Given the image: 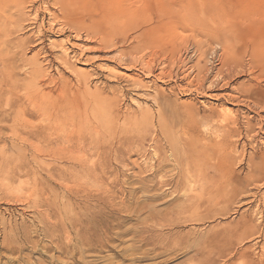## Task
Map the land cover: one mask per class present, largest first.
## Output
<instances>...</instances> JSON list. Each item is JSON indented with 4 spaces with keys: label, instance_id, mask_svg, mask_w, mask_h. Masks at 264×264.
I'll return each mask as SVG.
<instances>
[{
    "label": "rangeland",
    "instance_id": "rangeland-1",
    "mask_svg": "<svg viewBox=\"0 0 264 264\" xmlns=\"http://www.w3.org/2000/svg\"><path fill=\"white\" fill-rule=\"evenodd\" d=\"M172 13L178 18L172 17ZM0 27V33L9 36L14 44L9 52L10 47L2 52L10 57L12 51L17 54L14 98L10 78L0 65V80L4 82L0 85V101L3 100V105L0 102V153L4 151L6 156L13 157L20 164L29 163L30 170L35 173L29 182L35 179L42 182L44 177L43 182L48 188V212L37 199V204L32 202L28 208L21 202L27 195L20 191L15 193L19 196L15 200L7 201L0 197V209L7 211L4 214L0 210L1 217L8 224L2 227L0 222V231L8 229L7 234L14 236L20 247L26 249L23 257L19 258L20 264H41L42 261V264H264V240L252 237L248 239L251 242L239 244L243 237L240 228L246 225H242L244 218L247 224L264 231V222L261 223L264 218L259 220L253 214L259 201L264 217V185L257 186L259 191L250 188L251 191L249 189L250 192L239 202L235 198L227 204V200L222 201L221 196L217 198L214 195L220 187L224 188V170L236 164L230 168L233 171L231 176L245 180L252 175L247 168L261 161V155H254V151L261 147L264 153V131L263 135L258 133L256 125L258 115H264V60L260 57L264 56V0H0ZM226 62L228 66H225ZM228 62L238 65L232 75L228 73L231 67ZM232 96L243 101L240 105L234 103ZM13 101L16 122L22 126L17 132L19 139L14 150L8 130V117L12 111L10 103ZM6 112L7 115L3 116L2 113ZM48 118H51L50 122ZM64 118L66 123L62 122ZM235 120H238L236 132L229 135L227 130L234 129L232 123ZM248 120L253 128L247 134L244 124ZM30 132L39 137L30 138ZM254 132L259 135L256 140L251 139ZM76 136L79 139L76 140ZM71 137L74 142L68 143ZM46 140H50L49 149ZM58 140L65 142L59 143ZM99 140L103 145L96 144ZM31 145L43 147L44 154L56 151L58 159L44 155L40 157V166L32 160ZM154 145H159L161 150L157 151ZM224 147L226 153L222 152ZM66 149L69 154L65 153ZM175 149H180L179 155ZM63 150L66 159L63 158ZM59 154L65 160L61 158L60 161ZM223 154H232L229 159L233 163L226 155L224 159ZM188 155L189 160H184ZM197 157L201 158L197 160ZM251 157L253 161L250 164ZM181 161H186L183 168ZM159 162L163 168L156 171L154 167ZM45 166L50 170L48 174ZM217 176L220 177L216 179ZM204 191L207 195L203 196ZM211 197L217 200L211 199L210 204ZM199 198L204 199V205ZM228 205L229 209H226ZM185 206L190 209L182 212ZM31 210L36 216L34 220ZM39 210L43 214L48 213L46 217ZM48 216L51 217L46 219ZM240 220L243 221L239 226ZM43 221L48 227V238L53 237L51 241L40 233ZM236 227H239L237 232ZM17 228H25L30 234H26V246L23 241L25 235L17 232ZM18 233L23 237L20 240ZM231 234L233 239L229 236ZM215 237L219 238L218 242ZM227 241H231L230 244ZM224 242L230 249L223 246ZM8 258L17 259L18 256L9 255ZM4 261L0 260V264Z\"/></svg>",
    "mask_w": 264,
    "mask_h": 264
},
{
    "label": "bare ground",
    "instance_id": "bare-ground-1",
    "mask_svg": "<svg viewBox=\"0 0 264 264\" xmlns=\"http://www.w3.org/2000/svg\"><path fill=\"white\" fill-rule=\"evenodd\" d=\"M215 1V0H214ZM217 1V0H216ZM161 2V1H160ZM213 2V1H212ZM159 3V2H158ZM149 4V3H148ZM218 4V3H217ZM207 7V6H206ZM205 7V8H206ZM182 10V9H181ZM40 11V10H39ZM164 11V13L166 12L167 13V11H165V10H163ZM192 11V10H191ZM205 11H206V9H205ZM223 11H224V9H223ZM223 11H221V12H223ZM160 12H162V11H160ZM221 12H220V14H221ZM226 12V11H225ZM111 13V12H110ZM169 13H171V12H169ZM176 14V13H175ZM184 14V13H183ZM202 14V13H201ZM206 14V13H205ZM205 14H203V15H205ZM209 14V13H208ZM219 14V15H220ZM226 14V13H225ZM169 15V14H168ZM180 15V14H179ZM178 15V16H179ZM209 15H212V13L211 14H209ZM167 16V15H166ZM165 16V17H166ZM170 16H171V14H170ZM190 16V15H189ZM206 16V15H205ZM84 17V16H83ZM159 17V16H158ZM160 17H162V16H160ZM172 17H174V18H176L174 15H173V13H172ZM185 17H186V15H185ZM211 17V16H210ZM219 17V16H218ZM221 17V16H220ZM79 18V17H78ZM178 18V17H177ZM176 18V19H177ZM183 18V17H182ZM187 18V17H186ZM189 18V17H188ZM86 19V18H85ZM184 19V18H183ZM221 19V18H220ZM172 20H174V19H172ZM212 20V19H211ZM175 21V20H174ZM174 21H172V22H174ZM178 21V20H177ZM186 22H187V20H185ZM185 21H183V22H185ZM215 21H216V19H215ZM182 22V21H181ZM214 22V21H213ZM4 23V22H3ZM2 23V24H3ZM188 23V22H187ZM215 23V22H214ZM221 23V22H220ZM192 24V23H191ZM204 24H206V23H204ZM30 26V25H29ZM204 27V26H203ZM207 27V26H206ZM1 28V27H0ZM207 29V28H206ZM199 30H201L202 31V29H199ZM78 31V30H77ZM200 31V32H201ZM207 30H205V32H206ZM219 31V30H218ZM1 32V31H0ZM5 32V31H4ZM204 32V33H205ZM210 32V31H209ZM224 32V31H223ZM220 33V32H219ZM214 34V33H213ZM206 35V34H205ZM216 35V34H215ZM0 65L2 66V69L5 71V73L7 74V76H9V78H10V82H11V87H12V98H14L13 96L15 95L14 93V91L17 89V85H16V83H15V79H16V69H17V62H16V57H17V54L15 55V52L14 51H12V53H13V55L10 57L9 56V54L8 53H4V52H2V51H4V50H8L7 49V47H10L9 48V50H8V52L10 51V49H13V46H14V44H13V42L11 43V41H10V39H9V36H7V35H4V34H2V33H0ZM81 36V35H80ZM99 36V35H98ZM214 35H212V37H213ZM218 36V35H217ZM87 37H88V35H87ZM94 37V36H93ZM103 37V36H102ZM209 38H211V36L209 35L208 36ZM233 37V36H232ZM79 38V37H78ZM100 38H101V36H100ZM215 38V37H214ZM217 38V37H216ZM104 40L106 39V35H105V37L103 38ZM102 40V39H101ZM216 40V39H215ZM111 42L110 43H112V40H110ZM105 42H107V41H105ZM100 44H103L101 41L99 42ZM109 43V42H108ZM55 44V43H54ZM106 44V43H105ZM185 44V43H184ZM11 45H13V46H11ZM63 45V44H62ZM102 46V45H101ZM239 46V45H238ZM262 46V45H261ZM81 47V46H80ZM106 47V45L104 46V48ZM137 47V46H136ZM52 48V47H51ZM107 48H108V44H107ZM215 48V47H214ZM248 48V47H247ZM68 49V48H67ZM98 49V48H97ZM183 49V48H182ZM42 50V49H41ZM66 50V49H65ZM54 51V50H53ZM95 51V50H94ZM101 51V50H100ZM7 52V51H6ZM52 52V51H51ZM251 52V51H250ZM256 52V51H255ZM254 52V53H255ZM245 53V52H244ZM186 54V53H185ZM246 54V53H245ZM11 55V54H10ZM46 56V55H45ZM223 56H224V54H223ZM226 56V55H225ZM251 56V55H250ZM253 56V55H252ZM82 57V56H81ZM161 57V56H160ZM263 60H264V56H260ZM59 58V57H58ZM149 58V57H148ZM152 58V57H151ZM223 58V57H222ZM240 58V57H239ZM255 58V57H254ZM253 58V60H255ZM257 58V57H256ZM64 59V58H63ZM106 59V58H105ZM139 59V58H138ZM161 59V58H160ZM232 59V58H231ZM223 60H225V58H223ZM227 60H229V58L227 59ZM67 61V60H66ZM138 61V60H137ZM162 61V60H161ZM158 62V61H157ZM172 62V61H171ZM220 62V61H219ZM222 62V61H221ZM36 63V62H35ZM68 63V62H67ZM185 63V62H184ZM228 63H230V62H228ZM121 64V63H120ZM148 64V63H147ZM227 64V62L225 63V66H228V65H226ZM160 65V64H159ZM36 66V65H35ZM39 66H41V65H39ZM141 66V65H140ZM215 66V65H214ZM224 66V65H223ZM230 66L231 67H229V69H228V73L230 74L231 73V75H232V73H234V71H235V69H236V67H238V65L235 63H232V65H231V63H230ZM38 67V66H37ZM42 67V66H41ZM124 67H125V65H124ZM130 68H131V66H130ZM141 68V67H140ZM223 68V67H222ZM261 68V67H260ZM37 69V68H36ZM43 69V68H42ZM171 69V68H170ZM51 70V69H50ZM148 70V69H147ZM183 70H186V69H183ZM1 71V70H0ZM47 71V70H46ZM109 71V70H108ZM253 71V70H252ZM148 72H149V70H148ZM167 72V71H166ZM171 72V71H170ZM182 72V71H181ZM1 73V72H0ZM113 73V72H112ZM38 74V73H37ZM171 74V73H170ZM238 74V73H237ZM173 75H174V73H173ZM201 75V74H200ZM111 76V75H110ZM116 76V75H115ZM147 76V75H146ZM162 76H164V74L162 75ZM258 76V75H257ZM204 77V76H203ZM43 78V77H42ZM169 78V77H168ZM168 78H167V80H168ZM56 79V78H55ZM78 79V78H77ZM156 79V78H155ZM161 79V78H160ZM163 79H164V77H163ZM170 80H171V77H170ZM260 80V79H259ZM84 81V80H83ZM165 82V81H164ZM2 83H4V82H2L1 80H0V85L2 84ZM55 84V83H54ZM60 84V83H59ZM39 85V84H38ZM49 85V84H48ZM78 85H79V83H78ZM209 85H211V84H209ZM80 86H82V85H80ZM86 86V85H85ZM193 86V85H192ZM202 86V85H201ZM177 87V86H176ZM252 87V86H251ZM251 87H249V89L251 88ZM48 88V87H47ZM257 88V87H256ZM66 89V88H65ZM209 88H207V90H208ZM249 89H246V90H249ZM259 89H261V88H259ZM46 90V89H45ZM241 90V89H240ZM243 90H245V89H243ZM255 90V89H254ZM11 91V90H10ZM62 91H63V89H62ZM193 91V90H192ZM203 91H205V90H203ZM252 91V90H251ZM260 91V90H259ZM2 92V91H1ZM91 92V91H90ZM100 92V91H99ZM242 92V91H241ZM87 93V92H86ZM239 93V92H238ZM245 93V92H244ZM253 93V92H252ZM258 93V92H257ZM2 94V93H1ZM88 94V93H87ZM92 94V93H91ZM202 94V93H201ZM247 94V93H246ZM3 95V94H2ZM73 95V94H72ZM92 96H93V94H92ZM234 96H237V95H234ZM234 96H232L231 97V100L234 102V103H237V104H239L240 105V103L243 101H239V99L238 98H235ZM257 96V95H256ZM2 97V96H1ZM59 97V96H58ZM61 97H62V95H61ZM95 97V96H94ZM96 97H97V95H96ZM224 97V96H223ZM242 97V96H241ZM259 97V96H258ZM257 97V98H258ZM262 97V96H261ZM248 98V97H247ZM5 99V98H4ZM73 99V98H72ZM245 99V98H244ZM251 99V98H250ZM256 99V98H255ZM263 99H264V96H263ZM12 100V99H11ZM16 100V99H15ZM54 100H56V98L54 99ZM59 100V99H58ZM88 100H89V98H88ZM94 100V99H93ZM254 100V99H253ZM257 100V99H256ZM3 101V100H2ZM2 101H0L1 102V105H3L2 104ZM74 101V100H73ZM102 101V100H101ZM108 101H110V100H108ZM259 101V100H258ZM248 102V101H247ZM254 102V101H253ZM262 102H263V100H262ZM4 103V102H3ZM65 103V102H64ZM108 103H110V102H108ZM254 103H258V102H254ZM264 103V102H263ZM49 104V103H48ZM246 104V103H245ZM248 104H249V102H248ZM251 104H252V102H251ZM261 104V103H260ZM0 105V106H1ZM16 105V104H15ZM41 105V104H40ZM96 105V104H95ZM105 105V104H104ZM14 101L13 102H11L10 103V109H12V111H11V113L9 114V121H8V118L6 119L8 122H10V124L8 125V130L11 132V139H12V141H13V144H12V148H13V150L15 149V143H16V141L19 139V135H18V131L20 130V127L22 128V126H20L19 127V125H18V122H16V115H15V112H14V110L15 109H13L14 107ZM47 106V105H46ZM52 106V105H51ZM50 106V107H51ZM56 106V105H55ZM55 106H54V108H55ZM252 106V105H251ZM261 106V105H260ZM264 106V105H263ZM40 107V106H39ZM49 107V106H48ZM75 107V106H74ZM88 107V106H87ZM101 107V106H100ZM254 108H256L255 106H253ZM262 107V106H261ZM2 108V107H1ZM0 108V109H1ZM47 108V107H46ZM45 108V109H46ZM53 108V109H54ZM95 108H96V106H95ZM102 108V107H101ZM247 108H249V106L247 107ZM252 108V107H251ZM4 109V108H3ZM9 109V110H10ZM49 109V111H50V108H48ZM52 109V108H51ZM82 109V108H81ZM103 109V108H102ZM107 109V108H106ZM110 109V108H109ZM250 109V108H249ZM253 109V108H252ZM258 109V107L256 108V110ZM262 109V108H261ZM101 110V109H100ZM245 110V109H244ZM260 110V109H259ZM41 111V110H40ZM45 111H47V109L45 110ZM57 111V110H56ZM104 111H106V110H104ZM109 111V110H108ZM253 111V110H252ZM251 111V112H252ZM263 111V110H262ZM3 112V111H2ZM43 112H44V110H43ZM58 112V111H57ZM56 112V113H57ZM60 112V111H59ZM79 112V111H78ZM247 112H248V109H247ZM250 111H249V113H251ZM260 112V111H259ZM259 112H258V114H259ZM49 113V112H48ZM48 113H47V115H48ZM64 113V112H63ZM102 113V112H101ZM221 114V113H220ZM2 115L3 116H5V115H7V112H6V114H3L2 113ZM43 115V114H42ZM74 115H75V113H74ZM230 115V114H229ZM49 116H50V113H49ZM48 116V117H49ZM69 116V115H68ZM79 116V115H78ZM103 116H104V114H103ZM256 116V115H255ZM50 117H52V116H50ZM54 117H55V115H54ZM71 117H72V115H71ZM70 117V118H71ZM222 117V116H221ZM37 118V117H36ZM35 118V119H36ZM60 118H61V116H60ZM59 118V119H60ZM230 118V120H231V117H229ZM4 119V118H3ZM49 119V122H50V119L51 118H48ZM55 119H57V118H55ZM65 119V118H64ZM64 119H62V122L64 121V123H66L65 121H66V119L64 120ZM68 119V118H67ZM5 120V119H4ZM58 120V119H57ZM61 120V119H60ZM70 120V119H69ZM68 120V121H69ZM82 120V119H81ZM244 120H245V118H244ZM257 120V119H256ZM67 121V124L70 122H68ZM163 121V120H162ZM224 121H227V118H225L224 119ZM252 121V120H251ZM1 122L2 121H0V125H1ZM56 122V121H55ZM61 122V121H60ZM78 122V121H77ZM81 122V121H80ZM83 122V121H82ZM230 122V121H229ZM105 123V122H104ZM138 123V122H137ZM161 123V122H160ZM216 123V122H215ZM222 123V122H221ZM227 123H228V121H227ZM256 123V122H255ZM48 124V123H47ZM51 124H53V123H51ZM66 124V125H67ZM99 124V123H98ZM233 125H234V129H229V131L227 130V132H228V134L229 135H231V134H233V133H235L236 132V128L235 127H237V125H238V120H235L233 123H232ZM26 125V124H25ZM49 126H50V124H48ZM48 125H47V127H48ZM54 125H55V123H54ZM54 125H53V127H54ZM69 125H71V124H69ZM68 125V126H69ZM226 125V124H225ZM257 130H258V133L260 132H262V135H263V131H264V115L263 114H259L258 115V120H257ZM56 126H58V122H57V124H56ZM65 126V125H64ZM64 126H63V128H64ZM82 126V125H81ZM113 126H114V124H113ZM4 127V126H3ZM111 127V126H110ZM244 127H245V131L247 132V134L250 132V131H252V128H253V126H252V123L251 122H249V120L244 124ZM24 128V127H23ZM49 128V127H48ZM52 128V127H51ZM214 128V127H213ZM255 128V127H254ZM29 128H27L26 130H28ZM50 129V128H49ZM54 129L56 130V128L54 127ZM53 128H52V130H54ZM59 129H60V127H59ZM146 129V128H145ZM2 130V129H1ZM25 130V131H26ZM44 130V129H43ZM43 130H41V131H43ZM52 130H50V132L51 133H53L54 132V134H56V132L55 131H52ZM64 130V129H63ZM81 130V129H80ZM164 130V129H163ZM36 131V130H35ZM151 131V130H150ZM212 131V130H211ZM254 131V130H253ZM45 132V131H44ZM58 132V134H60V131H57ZM119 132V131H118ZM224 132V131H223ZM31 133V132H30ZM36 133V132H35ZM51 133H49V134H51ZM61 133L62 134H65V133H63V131H61ZM120 133V132H119ZM149 133V132H148ZM257 133V132H256ZM255 132H254V135H252V137H251V139L252 140H256L257 138H258V133L256 134ZM77 134V133H76ZM124 133L122 132V135H123ZM251 134V133H250ZM44 135V134H43ZM66 135V134H65ZM71 135V134H70ZM108 135V134H107ZM152 135H153V133H152ZM30 138H32V139H36L37 137H39V135H37V134H33V133H31L30 135H28ZM46 136V135H45ZM44 136V137H45ZM53 137H54V135H52ZM67 137H69L68 135H66ZM72 136V135H71ZM128 136V135H127ZM165 136V135H164ZM168 136V135H167ZM62 137H65L64 135H62ZM62 137H59V139L61 138V139H63ZM73 137H75V136H73ZM73 137H71L70 139H72V140H68V143H70L69 141H73ZM77 137V136H76ZM98 137H100V136H98ZM97 137V138H98ZM122 137V136H121ZM154 137V136H153ZM43 138V137H42ZM42 138H41V140H42ZM46 138H47V136H46ZM46 138H44V139H46ZM186 138V137H185ZM262 138H264V137H262ZM49 139V138H48ZM53 139V138H52ZM77 139H79V136L76 138V140ZM80 139H85L84 137L83 138H81L80 137ZM100 139V138H99ZM114 139V138H113ZM191 139V138H190ZM248 139V138H247ZM66 140V141H67ZM144 140V143H146L145 142V139H143ZM185 140V139H184ZM260 140H262L261 138H260ZM24 142L26 141V140H23ZM39 141H40V139H39ZM50 141V140H49ZM47 142V140H46V144H47V146L50 144L51 145V143L50 142ZM100 141V140H99ZM129 141V140H128ZM127 141V142H128ZM238 141V140H237ZM248 141V140H247ZM264 141V140H263ZM27 142H28V140H27ZM34 142V141H33ZM53 143H54V141H52ZM57 142H65V140H58ZM74 142V141H73ZM77 143L79 142V141H76ZM75 142V143H76ZM107 142V141H106ZM111 142V141H110ZM148 142V141H147ZM255 142V141H254ZM253 142V143H254ZM262 142V141H261ZM53 143H52V145H53ZM59 143H57V144H59ZM74 143V144H75ZM96 143V142H95ZM100 143V144H99ZM109 143V142H108ZM130 143V142H129ZM129 143H128V145H129ZM143 143V144H144ZM156 143H158V142H156ZM29 144H32L31 142H29ZM34 144H35V142H34ZM45 144V145H46ZM67 144V143H66ZM85 144V143H84ZM96 144H98V145H100L101 146V144L103 145V143L100 141V142H98L97 141V143ZM96 144H95V147H96ZM159 144V143H158ZM231 144V143H230ZM43 145V144H42ZM59 145H61V144H59ZM63 145V144H62ZM69 145V144H68ZM82 145V144H81ZM109 145V144H108ZM197 145V144H196ZM260 145V144H259ZM46 146V147H47ZM70 146V145H69ZM72 146V145H71ZM79 146V145H78ZM154 146H156V145H154ZM180 146H181V144H180ZM210 146V145H209ZM250 146V145H249ZM256 146V145H255ZM262 146H264V142H262ZM31 147V150L33 151V154H34V157H33V161L35 162V163H37V164H41V162L42 161H40V157H42L43 158V156L44 155H46L47 157H49V158H53L54 160H57L58 159V156H57V154L54 152V153H52L50 150V153L51 154H44L45 152L44 151H42L41 150V148H43L44 147V145H43V147H41L40 148V145H39V148L35 145H31L30 146ZM60 147V146H59ZM99 147V146H98ZM104 147V146H103ZM125 147V146H124ZM132 147H133V145H132ZM190 147V146H189ZM230 147H231V145H230ZM50 147L48 146V149H49ZM61 148V147H60ZM65 148V147H64ZM100 148V147H99ZM99 148H98V150L97 151H99ZM152 148V147H151ZM188 148V147H187ZM212 148V147H211ZM257 148V147H256ZM57 149V148H56ZM63 149V148H62ZM96 149H97V147H96ZM137 149V148H136ZM156 149H157V151H160L161 150V148H160V146L159 145H157L156 146ZM222 149V148H221ZM224 149H225V147H224ZM224 149H222V152L224 151V153H226L225 151H227L226 149L224 150ZM261 149H263V148H258V149H256L255 151H254V155L256 154V155H261L259 158L261 159V161H259V163L257 162V164L255 163L254 165L252 164L251 166H250V168H247L248 169V172L250 171V173H252V175H250L248 178H246L245 180H239V179H237V178H233V175L231 176V173H233V171L231 172V167L232 166H236V164L234 165V164H232L233 162L230 160L231 159V155L233 154L232 153V151H231V155L229 154L228 156H227V154H223V157H224V155H226L227 157H228V161L232 164V166L230 167L229 166V168H225L226 170H224V172H225V176H224V179H225V181H224V179H223V181H224V188H222V187H220V189L219 188H217L216 190H218V191H216V194L214 193V195L215 196H217V198L219 197V196H221L220 198L222 199V201L224 200H227L228 202H226L227 204L228 203H231V202H233L234 201V199L235 198H238L237 199V201L240 199V198H242L243 199V197H245L250 191H251V189L250 188H256L257 189V186H262L263 187V185H264V153H262L261 152ZM43 150H44V148H43ZM46 150V149H45ZM51 150H52V148H51ZM61 152H62V150L61 149H59ZM58 150V151H59ZM128 150V149H127ZM130 150H131V147H130ZM195 149H193V151H194ZM49 151H48V153H49ZM59 151V152H60ZM94 151V150H93ZM178 151L180 152V149L179 150H176L175 149V152L178 154ZM213 151V150H212ZM228 151H229V148H228ZM44 152V153H43ZM47 152V151H46ZM107 152V151H106ZM66 154L68 153V150L66 149V152H65ZM65 153H64V150H63V154H64V156H63V158H65L66 159V155H65ZM153 153V152H152ZM69 154V153H68ZM104 154V153H103ZM114 154H116L115 152H114ZM133 154V153H132ZM176 154V156H178ZM186 155H187V151H186V153H185ZM7 155V154H6ZM5 155V152L3 151L2 153H0V197H2V199H6L7 201L8 200H15L16 198H18L19 196H16L15 195V193H18L19 191L21 192V193H24L25 195H27L26 197H25V199L24 200H21V202L22 203H25V205L27 204L28 205V208H29V205H31L32 204V202H36V204H37V200H40L41 202H42V207H45V209H46V211L48 212V197H47V191H48V188H47V184L46 183H44L43 181H44V177L41 179L42 180V182L45 184V186H44V184L41 182V181H38L37 179H35V181H34V179L32 180V181H34V182H29V180H31V176L33 177V175L35 174L32 170H30V167H29V163L28 164H25V163H19L17 160H15V159H13V157H11V156H6ZM52 155H53V157H52ZM60 155V154H59ZM73 155V154H72ZM154 155V154H153ZM157 155H158V153H157ZM175 155V154H174ZM174 155H172V157L174 156ZM180 155H181V153H180ZM207 155H209L208 153H207ZM61 156V155H60ZM67 156H69V155H67ZM106 156V155H105ZM119 156V155H118ZM175 156V157H176ZM182 156H183V154H182ZM189 156L190 155H188V157H185V159L184 160H186V158H187V160H189L188 158H189ZM212 156V155H211ZM211 156H209V157H211ZM229 156H230V159H229ZM244 156V155H243ZM70 157V156H69ZM73 157V156H72ZM90 157V156H89ZM103 157V156H102ZM109 157V156H108ZM180 157V156H179ZM194 157V154H193V156L191 157V159ZM196 157V156H195ZM208 157V156H207ZM206 157V158H207ZM223 157H221V158H223ZM233 157H235V156H233ZM45 158V157H44ZM61 158H62V156L59 158V160L61 161ZM62 158V160H65V159H63ZM129 158V157H128ZM198 158L199 157H197L196 159L198 160ZM201 158V157H200ZM199 158V159H200ZM226 157H224V159H225ZM87 159V158H86ZM173 159H174V157H173ZM176 159V158H175ZM195 159V160H196ZM217 159V158H216ZM96 160V159H95ZM123 160H124V158H123ZM180 160V159H179ZM181 160H182V158H181ZM186 160V161H187ZM194 160V161H195ZM202 160H203V156H202ZM234 160H235V158H234ZM67 161H69L68 159H67ZM105 161V160H104ZM103 161V162H104ZM172 160L170 159V162H171ZM178 161V160H177ZM177 161H174V163L176 164V162ZM186 161L185 162H182V168H183V164H185L186 163ZM191 161V160H190ZM193 161V162H194ZM199 161H201V160H199ZM222 161V160H221ZM248 161V160H247ZM252 161H253V159H252V157L250 158V160H249V163L251 164L252 163ZM59 162V161H58ZM189 162V161H188ZM123 163V162H122ZM154 163V162H153ZM179 163V165H180V162H178ZM189 163H192V162H189ZM195 163V162H194ZM193 163V168H195V164ZM203 163V162H202ZM254 163V162H253ZM43 164V163H42ZM45 164V163H44ZM71 164H73V163H71ZM101 164V163H100ZM105 164V163H104ZM196 164H197V162H196ZM221 164H223V162H221ZM224 164H225V162H224ZM223 164V165H224ZM227 164V163H226ZM230 164V165H231ZM47 165V164H46ZM99 165V164H98ZM102 165V164H101ZM178 164H176L175 166H177ZM189 165V164H188ZM201 165V164H200ZM223 165H221V166H223ZM228 165V164H227ZM226 165V166H227ZM247 165V164H246ZM41 166V165H40ZM60 166V165H59ZM191 166V165H190ZM189 166V167H190ZM199 166V165H198ZM198 166H196V168H198ZM202 166V165H201ZM203 166H204V163H203ZM202 166V167H203ZM32 167V166H31ZM44 167V166H43ZM45 167H47V166H45ZM48 167H49V165H48ZM48 167H47V169H46V174H48L49 172H50V170H48ZM50 167H51V165H50ZM61 167V166H60ZM172 167H174V166H172ZM178 167V166H177ZM188 167V168H189ZM219 167V166H218ZM35 168V167H34ZM66 168H67V166H66ZM87 168V167H86ZM92 168V167H91ZM101 168V167H100ZM104 168H106V166L104 167ZM147 168V167H146ZM150 168V167H149ZM154 168H156V171H157V169L159 170V169H161L162 170V168H163V165H162V163L161 162H159V163H157L156 164V167H154ZM181 168V169H182ZM199 168H200V166H199ZM224 168V167H223ZM235 168V167H234ZM45 169V168H44ZM51 169V168H50ZM97 169V168H96ZM165 169V168H164ZM180 169V170H181ZM201 169V168H200ZM220 169V168H219ZM233 169V168H232ZM104 169H101V171H103ZM160 170V171H161ZM166 170V169H165ZM173 170V169H172ZM184 170H186V169H184ZM216 170H217V168H216ZM221 170V169H220ZM219 170V171H220ZM236 169H234V171H235ZM43 171V170H42ZM56 171V170H55ZM155 171V170H154ZM153 171V172H154ZM164 171V170H163ZM167 171V170H166ZM198 171H199V169H198ZM201 171L203 172V170L201 169ZM72 172V171H71ZM77 172H78V170H77ZM84 172V171H83ZM104 172H106V171H104ZM181 172V171H180ZM201 172V173H202ZM217 172H218V170H217ZM224 172H222V173H224ZM242 172V171H241ZM152 173V172H151ZM158 173V172H157ZM161 173V172H160ZM170 173H172V172H170ZM176 173V172H175ZM205 173V172H204ZM203 173V174H204ZM207 173V172H206ZM214 173H216V171L214 172ZM221 173V174H222ZM39 174H40V172H39ZM51 174V173H50ZM75 174V173H74ZM86 174V173H85ZM94 174V173H93ZM174 174V173H173ZM197 174H199V176L201 175L200 173H197ZM209 174V173H208ZM221 174H219V175H221ZM53 175V174H52ZM58 175V174H57ZM90 175H91V172H90ZM185 175V174H184ZM193 175V174H192ZM205 175H207V174H205ZM223 175V174H222ZM235 175H236V171H235ZM47 176V175H46ZM62 176V175H61ZM93 176V175H92ZM99 176V175H98ZM209 176V175H208ZM59 177V176H58ZM68 177V176H67ZM89 177V176H88ZM94 177H95V175H94ZM202 177H203V175H202ZM215 177V176H214ZM214 177H210L211 178V180H212V178H214ZM220 177V176H219ZM218 176L216 177V179L217 178H219ZM247 177V176H246ZM22 178L24 179V178H26V179H28V180H22ZM34 178V177H33ZM48 178V177H47ZM82 178H83V176H82ZM98 178V177H97ZM178 179V178H177ZM203 179V178H202ZM206 179H208V178H206ZM215 179V178H214ZM213 179V180H214ZM222 179V178H221ZM47 180V179H46ZM68 180V179H67ZM166 180V179H165ZM164 180V181H165ZM171 180H172V178H171ZM175 180H176V178H175ZM188 181H189V179H187ZM199 180V179H198ZM219 180V179H218ZM49 181H50V179H49ZM81 181V180H80ZM164 181L162 182L163 183V185H164ZM167 181V180H166ZM165 181V182H166ZM186 181V180H185ZM184 181V182H185ZM200 181H202L201 179H200ZM204 181V180H203ZM208 181H209V179H208ZM217 181V180H216ZM221 180H219V182H220ZM94 182V181H93ZM56 183V182H55ZM83 183V182H82ZM92 183V182H91ZM97 183H98V181H97ZM160 183V182H159ZM162 183H160V184H162ZM169 183H170V181H169ZM179 183V182H178ZM202 183V182H201ZM200 183V184H201ZM207 183V182H206ZM93 184V183H92ZM102 184H104V183H102ZM155 184V183H154ZM177 184V183H176ZM209 184V183H208ZM207 184V185H208ZM257 184V185H256ZM163 185H161V186H163ZM167 185H168V183H167ZM185 185V184H184ZM184 185H182L183 187H184ZM215 185H216V183H215ZM217 185H218V183H217ZM79 186H81L80 184H79ZM78 186V187H79ZM96 186H98V185H96ZM100 186V185H99ZM164 186H166V185H164ZM177 186V185H176ZM212 186V185H211ZM210 186V187H211ZM204 187V186H203ZM84 188V187H83ZM87 188V187H86ZM209 188V187H208ZM261 188V187H260ZM92 189V188H91ZM169 189V188H168ZM187 189V188H186ZM190 189V188H189ZM203 189V188H202ZM205 189V188H204ZM203 189V190H204ZM210 189V188H209ZM213 189V187H211V190ZM214 189H215V187H214ZM249 189H250V191H249ZM3 190V191H2ZM50 190V189H49ZM110 190V189H109ZM225 190V191H224ZM258 191L260 190L259 188L257 189ZM263 190V189H262ZM102 191H103V189H102ZM105 191H106V189H105ZM205 191H208V190H205ZM205 191H204V194H203V196L204 195H207V193H205ZM213 191V190H212ZM83 192V191H82ZM90 192H91V190H90ZM98 192H100V190L98 191ZM182 192V191H181ZM186 192V191H185ZM184 192V193H185ZM224 192H225V194H224ZM49 193V192H48ZM89 193V192H88ZM93 193V192H92ZM195 193V192H194ZM257 193V192H256ZM260 193V192H259ZM85 194H86V190H85ZM96 194V193H95ZM190 194V193H189ZM210 194H212L211 192H210ZM251 194H252V192H251ZM255 194V193H254ZM262 194V193H261ZM49 195V194H48ZM77 195V194H76ZM104 195V194H103ZM111 195V194H110ZM183 195V194H182ZM213 195V194H212ZM263 195V194H262ZM87 196H89V195H87ZM113 196V195H112ZM255 196H256V198H257V194H255ZM8 197H10V198H8ZM82 197V196H81ZM207 197V196H206ZM210 197V196H209ZM213 197V196H212ZM210 198L209 200H210V204H211V199H213V198ZM39 198V199H38ZM102 198V197H101ZM111 198V197H110ZM192 198H194V197H192ZM251 198V197H250ZM253 198H254V196H253ZM255 198V199H256ZM37 199V200H36ZM172 199V198H171ZM177 199V198H176ZM189 199V198H188ZM196 199V198H195ZM198 199V198H197ZM242 199H241V201H242ZM108 200V199H107ZM191 200V199H190ZM199 200H200V198H199ZM202 200H204V199H202ZM202 200H200V202H202ZM215 200H217V199H213V201H215ZM245 200V199H244ZM258 200V199H257ZM110 201V200H109ZM193 201H194V199H193ZM212 201V202H213ZM221 201V202H222ZM113 202H115V201H113ZM112 202V203H113ZM122 202V201H121ZM150 202V201H149ZM189 201L187 200V203H188ZM198 202V200L195 202V203H197ZM205 202H206V200H205ZM220 202V203H221ZM239 202V201H238ZM237 202V203H238ZM243 202V201H242ZM258 202L259 201H257V205L255 206V210H253V214H254V217H258V219L259 220H262V218H264L263 217V211H262V207L261 206H259L258 205ZM263 202H264V195H263ZM51 203V202H50ZM178 203H180V202H178ZM191 203V202H190ZM189 203V204H190ZM52 204V203H51ZM172 204H173V202H172ZM194 204V203H193ZM192 204V205H193ZM216 204H217V201H216ZM234 204V203H233ZM242 204V203H241ZM6 205H8V204H6ZM11 205V204H10ZM9 205V206H10ZM50 205V204H49ZM160 205V204H159ZM180 205V204H179ZM184 205V204H183ZM197 205H199V204H197ZM201 205H204V203L202 202V204ZM243 205V204H242ZM261 205H263V204H261ZM8 206V207H9ZM16 206V205H15ZM38 206V205H37ZM55 206V205H54ZM186 206H188V205H186ZM186 206L182 209V212H185V211H187V210H189L188 208L186 209ZM200 206V205H199ZM208 206V205H207ZM213 206V205H212ZM215 206V205H214ZM219 206V205H218ZM225 206V205H224ZM232 206V205H231ZM239 206V205H238ZM23 207H24V205H23ZM26 207V206H25ZM25 207L23 208V209H25ZM36 207V206H35ZM34 207V208H35ZM51 207H52V205H51ZM102 207V206H101ZM113 207H114V205H113ZM190 207H191V205H190ZM201 207V206H200ZM11 208V207H10ZM49 208H50V206H49ZM179 208V207H178ZM182 208V207H181ZM226 209H229V205H228V207H225ZM262 208V209H261ZM18 209V208H17ZM33 209V208H32ZM37 209H38V207H37ZM37 209H36V211H37ZM41 209V208H40ZM54 209H56V208H54ZM175 209V208H174ZM177 209V208H176ZM193 209V208H192ZM195 209V208H194ZM204 209V208H203ZM240 209V208H239ZM0 210H2V209H0ZM35 210V209H34ZM52 210V209H51ZM112 210H113V208H112ZM181 210V209H180ZM205 210V209H204ZM231 210V209H230ZM30 211V210H29ZM35 211V212H36ZM40 211V213H41V210H39ZM126 211V210H125ZM175 211H177V210H175ZM1 212H3V210L1 211ZM5 212V211H4ZM3 212V213H4ZM7 212V211H6ZM5 212V213H6ZM43 212V211H42ZM58 212V211H57ZM181 212V211H180ZM189 213L191 212V211H188ZM2 213V214H3ZM4 213V214H5ZM11 213H14V212H11ZM18 213V212H17ZM31 213H32V210H31ZM39 213V214H40ZM123 213H125V212H123ZM131 213H133L132 211H131ZM174 213V212H173ZM227 213H230V212H227ZM233 213V212H232ZM16 214V213H15ZM33 214V213H32ZM43 213H41V215H42ZM45 214H46V212H45ZM45 214H43L44 215V217H46L45 216ZM48 214V213H47ZM46 214V215H47ZM53 214V213H52ZM60 214V213H59ZM50 215V214H49ZM61 215V214H60ZM132 215V214H131ZM176 215V214H175ZM186 215H188L187 213H186ZM185 215V216H186ZM230 215V214H229ZM228 214H227V216H229ZM10 216V215H9ZM9 216H8V219H9ZM14 216V215H13ZM24 216V215H23ZM184 216V215H183ZM190 216V215H189ZM21 217V216H20ZM29 217H32V215L31 216H29ZM34 217L36 218V216L33 214V220H34ZM51 217V216H50ZM49 216L46 218V219H49L50 218ZM180 217V216H179ZM199 217V216H198ZM6 218V217H5ZM39 218H43V217H39ZM175 218V217H174ZM182 218V217H181ZM215 218V217H214ZM225 218V217H224ZM223 218V219H224ZM11 219H13V218H11ZM17 219V218H16ZM45 219V222L47 221ZM179 219V218H178ZM202 219V218H201ZM216 219V218H215ZM33 220H32V222H33ZM36 220H38V219H36ZM35 220V221H36ZM44 220V219H43ZM163 220V219H162ZM165 220V219H164ZM199 220V219H198ZM11 221V220H10ZM18 221H19V219H18ZM26 221V220H25ZM34 221V222H35ZM40 221V220H39ZM42 221V220H41ZM40 221V222H41ZM50 221V220H49ZM48 221V222H49ZM147 221V220H146ZM158 221V220H157ZM172 221V220H171ZM204 221V220H203ZM208 221V220H207ZM241 221H243V220H240L238 223H239V226H240V222ZM244 221L245 222H242V225H244V224H246L245 226H242L241 228H240V233L242 234V239L240 240V242H239V244H241V243H244L245 241H250V240H248L249 238L251 239L252 237H254V239L256 238V239H262V240H264V231L263 230H261L258 226H252L251 224H247L246 223V220H245V218H244ZM0 222H1V226L2 227H4V226H8V224L7 223H5V222H7V220H4V218L3 217H1V213H0ZM3 222V223H2ZM21 222V221H20ZM23 222V221H22ZM21 222V223H22ZM29 222H31V221H29ZM39 222V223H40ZM45 222L43 221V224H41V225H44L43 227H42V229H40V233L44 236V239L45 238H48V227L46 226V224H45ZM153 222V221H152ZM190 222V221H189ZM212 222V221H211ZM248 222V221H247ZM263 222L264 221H261V223L263 224ZM13 223H14V220H13ZM57 223V222H56ZM67 223H69V222H67ZM77 223V222H76ZM154 223V222H153ZM155 223H157L156 221H155ZM158 223H164V222H162L161 220L160 221H158ZM233 223V222H232ZM238 223H236L237 224V226H238ZM30 224H33V223H29V225ZM168 224V223H167ZM171 224V223H170ZM214 224V223H213ZM230 224H231V222H230ZM4 225V226H3ZM17 225V224H16ZM34 225V224H33ZM62 225V224H61ZM64 225V224H63ZM73 225V224H72ZM210 225V224H209ZM9 226H11V225H9ZM31 226V225H30ZM29 226V227H30ZM58 226V225H57ZM71 226V225H70ZM74 226V225H73ZM72 226V227H73ZM120 226H121V224H120ZM235 226V225H234ZM234 226H232V228L234 229ZM25 227V226H24ZM36 227V226H35ZM38 227H40V224H39V226ZM38 227H36L35 229H37ZM211 227V226H210ZM264 227V226H263ZM10 228H13V227H10ZM31 228V227H30ZM144 228V227H143ZM239 227H236L235 229H236V232H237V229H238ZM1 229H3V228H1ZM18 229V228H17ZM32 229H33V227H32ZM32 229H30V230H32ZM49 229H51V228H49ZM56 229V228H55ZM64 229H65V227H64ZM219 229V228H218ZM27 230H29V229H27ZM214 230V229H213ZM224 230V229H223ZM228 230V229H227ZM10 231V230H9ZM17 232H19L20 234H22V235H25V236H23L22 238H23V241H24V244H25V246H26V244L28 243L27 241H26V234H27V231L25 230V228H20V229H18V230H16ZM15 231V232H16ZM85 231V230H84ZM231 231V230H230ZM230 231H228V232H230ZM238 231H239V229H238ZM7 232H8V229L6 230V228L5 229H3L2 231H0V237L2 238L1 239V242H0V260H1V262L3 261V260H6V262L4 261V264H15V263H17L18 262V264H20L19 263V258L20 257H23L22 255H23V253H26L25 251H26V249H25V247L23 246V247H20L21 245H19L18 243V241H17V244L19 245V246H17L16 245V241H15V239H14V236H12L10 233L9 234H7ZM12 232H13V229H12ZM11 232V233H12ZM32 232V231H31ZM50 232V231H49ZM57 232V231H56ZM225 231H223V233H224ZM232 232V231H231ZM18 233V234H19ZM222 233V234H223ZM233 233L235 234V230H233ZM20 234L18 235L19 236V240H20ZM29 234V233H28ZM27 234V235H28ZM32 234H34V233H32ZM154 234V233H153ZM195 234V233H194ZM214 234H215V232H214ZM230 234V233H229ZM240 234V235H241ZM13 235H15V233H13ZM208 235H209V233H208ZM228 235V234H227ZM239 235V236H240ZM17 236V235H16ZM15 236V237H16ZM29 236H30V234H29ZM35 236V235H34ZM195 236V235H194ZM216 236V235H215ZM224 236V235H223ZM229 236H231L232 237V239H233V234H231V235H229ZM228 236V237H229ZM51 238H53L52 236H50ZM184 237V236H183ZM225 237H226V235H225ZM236 237H238V236H236ZM21 238V239H22ZM51 238L49 239L50 241H51ZM56 238V237H55ZM181 238V237H180ZM216 238V237H215ZM28 239V238H27ZM33 239V237L30 239V240H32ZM43 239V240H44ZM47 239V240H48ZM174 239V238H173ZM196 239V238H195ZM217 239V238H216ZM219 239V238H218ZM218 239H217V242H218ZM229 239H230V237H229ZM231 239V241H233ZM239 239H240V237L239 238H237V240L239 241ZM36 240V239H35ZM35 240H33V241H35ZM48 240V241H49ZM98 240V239H97ZM169 240V239H168ZM167 240V241H168ZM210 240V239H209ZM227 240H228V238H227ZM235 240H236V238H235ZM237 240H236V242H237ZM22 241V242H23ZM202 241V240H201ZM203 241H205V240H203ZM208 241V240H207ZM216 241V240H215ZM231 241H227V242H229V244H230V242ZM56 242V241H55ZM200 242V241H199ZM210 242V241H209ZM222 242V241H221ZM251 242V241H250ZM21 243V242H20ZM32 243V242H31ZM181 243H182V241H181ZM186 243H187V241H186ZM201 243V242H200ZM234 243V242H233ZM238 243V242H237ZM71 244V243H70ZM166 244V243H165ZM212 244V243H211ZM218 244V243H217ZM221 244V243H220ZM228 244V243H227ZM22 245H23V243H22ZM32 245H33V243H32ZM35 245V244H34ZM37 245V244H36ZM207 245V244H206ZM224 245H226L225 244V242L223 243V246ZM231 245H232V243H231ZM242 245V244H241ZM38 246V245H37ZM43 246V245H42ZM48 246V245H47ZM209 246V245H208ZM222 246V247H223ZM227 246V245H226ZM230 246V245H229ZM238 246H240V245H238ZM264 246V245H263ZM34 248H35V246H33ZM46 247V246H45ZM49 247V246H48ZM214 247V246H213ZM228 247V246H227ZM233 247H234V245H233ZM80 248V247H79ZM172 248V247H171ZM232 248V247H231ZM236 248H237V246H236ZM261 248V247H260ZM30 249V248H29ZM208 249V248H207ZM215 249V248H214ZM228 249H230V247H228ZM233 249V248H232ZM232 249H231V251H232ZM34 250V249H33ZM48 250V249H47ZM80 250V249H79ZM220 250V249H219ZM225 250H226V248H225ZM234 250V249H233ZM35 251H37V250H35ZM245 251V250H244ZM33 252V251H32ZM47 252V251H46ZM83 252V251H82ZM227 251H225V253H226ZM230 252V251H229ZM263 253V252H262ZM29 254V253H28ZM28 254H26V255H24V257L25 256H27ZM33 254V253H32ZM41 254V253H40ZM221 254H222V250H221ZM227 254V253H226ZM9 255H11L12 257H17L18 256V258L16 259V258H11V259H9L8 258V256ZM229 255H231V252H230V254ZM29 258V257H28ZM27 257H26V259H28ZM263 258H264V255H263ZM262 258V259H263ZM223 259V258H222ZM224 259H225V257H224ZM262 259H261V261H262ZM23 260H24V258H23ZM30 260V259H29ZM28 260V261H29ZM27 261V262H28ZM227 261V260H226ZM26 262V261H25ZM43 262V261H42ZM42 262H41V264H42ZM45 262V261H44ZM3 263V262H2ZM24 264V263H23ZM27 264H29V263H27ZM236 264V263H235Z\"/></svg>",
    "mask_w": 264,
    "mask_h": 264
}]
</instances>
